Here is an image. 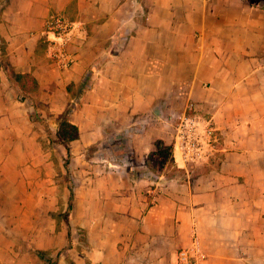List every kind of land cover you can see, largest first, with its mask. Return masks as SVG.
Listing matches in <instances>:
<instances>
[{"label":"crops","instance_id":"1","mask_svg":"<svg viewBox=\"0 0 264 264\" xmlns=\"http://www.w3.org/2000/svg\"><path fill=\"white\" fill-rule=\"evenodd\" d=\"M51 13L80 25L65 65L52 56ZM0 37L14 69L38 81L37 112L51 131L69 84L87 105L69 116L79 129L71 160L86 167L78 171L85 184L65 199L48 187L47 129L0 71V264H180L193 232L203 251L194 264H264V8L7 0ZM189 101L216 140L192 162L172 147L181 175L155 174L147 155L157 141L173 146V115ZM70 197L67 222L53 217Z\"/></svg>","mask_w":264,"mask_h":264},{"label":"built area","instance_id":"2","mask_svg":"<svg viewBox=\"0 0 264 264\" xmlns=\"http://www.w3.org/2000/svg\"><path fill=\"white\" fill-rule=\"evenodd\" d=\"M45 27L53 37L50 39L54 44L52 56L59 61L60 65L69 63L71 57L65 51V44L72 31L79 29L80 25L62 14L51 13L46 19ZM195 110L194 102L189 101L182 111L173 115L175 133L172 147L178 150L184 162L199 159L203 155L204 148L217 137L211 126L200 125L195 117ZM202 257L203 251L199 238L193 232L190 244L178 251L177 261L180 264H194Z\"/></svg>","mask_w":264,"mask_h":264},{"label":"trees","instance_id":"3","mask_svg":"<svg viewBox=\"0 0 264 264\" xmlns=\"http://www.w3.org/2000/svg\"><path fill=\"white\" fill-rule=\"evenodd\" d=\"M7 0H0L1 7ZM254 3L259 4L262 8H264V0H257ZM251 0V3H253ZM3 71L6 75L9 83L12 87L17 90V97L20 101H28V103L33 107V111L35 114V118L38 119L41 123L44 124L47 129V133L50 135L52 131L47 126L45 120L39 116L37 112L41 103L39 101L40 94V86L36 78L29 72H18L14 69V67L10 64L6 54V42L3 38L0 37V71ZM74 84H69L66 88L67 91H72ZM78 91H86L88 89L87 80L83 81L78 86ZM77 94V93H76ZM78 95V94H77ZM71 108L68 105L67 108L59 115L57 129L54 133L55 137L53 141L57 144L62 145L67 153V157L64 160V167L66 170L69 169L70 161L73 157L71 151V142L79 138V129L78 127L70 121V112ZM174 162L173 159V149L171 145H167L162 141H157L155 143V149L150 151L145 160V164L149 170L153 173L161 171V169L165 165H172ZM72 195V193H71ZM71 200L72 197L69 198L68 206L65 211L61 214V218H63L66 222V216L69 214L71 210ZM68 238L70 239V230L68 231ZM38 252L43 256V253L38 250Z\"/></svg>","mask_w":264,"mask_h":264},{"label":"rangeland","instance_id":"4","mask_svg":"<svg viewBox=\"0 0 264 264\" xmlns=\"http://www.w3.org/2000/svg\"><path fill=\"white\" fill-rule=\"evenodd\" d=\"M255 1V0H254ZM76 93V87L72 89L71 93L69 94L68 97V105L70 106V108L72 109V111H75L77 109H81V108H87V105L82 106V99L80 98V100L75 97ZM39 107H41V104L38 105ZM31 116L34 117V111L33 108H31ZM47 116L44 117L43 119L46 120ZM58 120V118H57ZM50 123V121H48ZM56 130L52 131V133L49 135L48 134V156H49V160H51V168L49 169V180H48V187H55L57 186V189L59 190H63L64 192V197L65 199H67V197L69 196L70 191H75L79 185L81 183L85 184V178L83 177V172L81 174L78 173V171L80 172L81 169H86V167H81V165L79 164L78 160H71L70 161V165H69V169L66 170L64 167V160L67 157V153L66 150L63 146H58V144L56 142L53 141V138L55 137L54 133ZM93 146L91 147H87V148H82L80 150V153L78 155H75V157L77 156H81V157H85L87 158V156L89 154L92 153L93 150ZM165 168V170H164ZM164 170L163 173L165 174H175L177 176L181 175V172L178 171L175 167H173L172 165H165L161 171L156 172L155 174L161 173ZM55 190V189H54ZM67 207V202H65V205L63 207V209H59L58 211H56L55 213H52V216L55 218H61V214L64 212V210ZM58 212V213H57Z\"/></svg>","mask_w":264,"mask_h":264}]
</instances>
